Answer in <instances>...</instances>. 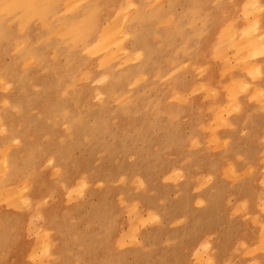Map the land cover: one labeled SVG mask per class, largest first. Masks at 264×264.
<instances>
[{
  "label": "rangeland",
  "instance_id": "obj_1",
  "mask_svg": "<svg viewBox=\"0 0 264 264\" xmlns=\"http://www.w3.org/2000/svg\"><path fill=\"white\" fill-rule=\"evenodd\" d=\"M25 1H7L17 34L0 38V264H264V194L239 206L252 237L229 218L251 183L237 186L236 173L215 184L167 158L180 137L192 140L193 123L226 143L247 133L246 115L209 113L207 83L219 68L226 82L245 78L244 50L218 34L262 17L259 0H145L142 11L143 0H61L62 17L44 19ZM261 39L252 61L264 59ZM82 40L95 50L85 55ZM95 52L114 74L101 73ZM244 141L248 150L258 139ZM236 232L237 252L219 263L217 247ZM245 232L253 241L241 244Z\"/></svg>",
  "mask_w": 264,
  "mask_h": 264
},
{
  "label": "bare ground",
  "instance_id": "obj_2",
  "mask_svg": "<svg viewBox=\"0 0 264 264\" xmlns=\"http://www.w3.org/2000/svg\"><path fill=\"white\" fill-rule=\"evenodd\" d=\"M7 1L0 0V38L17 34V32L9 31L7 27L12 18H16L14 16V10L11 9L10 6H8L7 3L9 2ZM60 1L61 0H53V4L51 5H46V0H26L25 3L27 4V6L30 5L29 7L33 9V12H37L40 18L44 19L51 16H55L57 18L58 16L62 17L63 13L60 12ZM89 1L91 2V5H98L100 4L101 0ZM104 1L106 2L107 0ZM146 5L147 3L145 2V0H143L142 5L139 6V11H142V9ZM15 8L17 9V6H15ZM257 8L260 9L259 11H264V0L258 1ZM17 18L23 19L24 17L17 14ZM93 21L98 22L99 17L95 16ZM244 25L245 23L243 24L241 22L240 24V20H237V28L239 30H230L229 28L223 31L220 30L218 34V41L221 42L225 38V34L230 33L233 37L228 38L229 42L231 41V44L235 46L239 45L240 47H242L244 52H239L237 54L238 56H240L238 60H247V62H241L239 66H237V74L241 75V73H244L243 77L245 78L234 77L236 76L234 75L232 77L234 79H229L230 81L226 82L222 80V72L219 68V70L217 71V76L219 77L218 80H212L213 82L207 83L211 85L209 87L210 89H213L215 93V95L212 96L208 93L210 96V103L207 109L210 114H212L213 112L218 116H221L222 112H224L225 110L228 111V115L232 112H235L231 115V117L233 116L236 119H240L241 115H246V117H244L243 119H247V121L245 122L246 125L249 126L247 133L241 134L237 132V139L233 140V143H230L229 141H227L228 143H226L219 136L220 130H210L208 126L205 129H202L205 124L202 126L201 124L193 123L192 140L190 138L189 140H186L180 137L178 144L169 150L167 158L170 161L178 163L182 168L197 169L200 173L206 176L203 178H207V176L216 177L215 184H218L220 180L222 181L224 178H227L228 176L236 173L238 176L237 186L240 184L245 185L247 182L251 183V185H253L254 194L251 193L248 198L245 197L246 193H237V202L240 203L236 207L237 211L232 213L229 218H231L232 220L237 219L244 221L245 225L247 226L248 234L252 237L257 236L260 238V235L258 234L249 233V229L251 228L249 225V221L244 215H242L244 211H241L239 206L240 204L242 206L244 203L250 204L252 198L258 197L262 193L264 194V135H260L262 131H264V126L258 123V125H260L259 128L258 126H255V123H253L255 122L253 119H256V117L264 116V107H260V105L264 106V87H258V85H255V77H253L254 74H260L259 76H263L264 59L257 61H252L250 59V57L254 54L253 50L255 49V45L258 46L263 43L261 35H263L264 33V31L262 30V28H264V12L262 13V17L261 13H259L258 17H252L250 25ZM79 45L84 49L85 55L89 54L94 49V43L91 44L90 40H82L79 42ZM220 48L221 47H219V49ZM222 51L223 50H221V52ZM192 52L193 54L197 52L196 46L195 48H192ZM256 54L258 56L261 55L260 53ZM223 56L224 55L218 56L219 61L224 62L227 60L226 58L224 60ZM95 58L97 60L101 73L110 72L114 74L116 72V67L111 68L112 65L109 59L104 58V55L101 58L98 57L95 52ZM224 66L225 74L227 73L226 68H233L228 66L225 62ZM138 72L140 74L141 71L137 70L135 74L137 75ZM5 77L7 76L0 73L1 81H4L3 78ZM160 79H162V75L160 76ZM160 81L161 80H150L149 83L156 84ZM202 98L208 100L206 93L202 95ZM159 105L160 103L153 102L150 109H159ZM121 107L127 111L130 109L129 104L122 105ZM237 111L241 112L237 113ZM1 113H3L2 109H0V132L5 129L4 114ZM225 119L230 122L228 118ZM219 121L222 122L224 120L220 118ZM194 129L196 132V136L194 135ZM201 132L207 133V137H204L203 133ZM146 136L150 139H153L148 130L146 131ZM254 136L257 137L258 142L251 144L254 145V147H251L248 150H244L243 147L246 146L244 139H251ZM5 144L7 143H4L3 145ZM4 149L5 155L3 156V160L6 165H9L8 159H10V155L7 153V148L4 147ZM168 149L169 148L167 147V151ZM14 161L15 157H13V162ZM223 174H225L227 177H224ZM200 180L201 177H198L195 174L191 176V181L200 182ZM200 184L202 183H198V185ZM253 221L257 222V219H253ZM260 225H264V223L260 222ZM251 239L252 238H249L245 232V234L241 237V244L253 241ZM232 240H234L235 243L232 244L230 241L229 248L217 247L216 254L219 263L220 261H224V257H226L227 254L237 252V232L232 237ZM257 244L259 245L260 243Z\"/></svg>",
  "mask_w": 264,
  "mask_h": 264
}]
</instances>
